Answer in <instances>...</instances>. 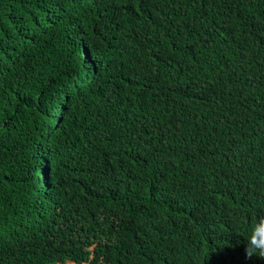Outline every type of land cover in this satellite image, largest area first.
Instances as JSON below:
<instances>
[{
  "label": "trees",
  "instance_id": "16d2710c",
  "mask_svg": "<svg viewBox=\"0 0 264 264\" xmlns=\"http://www.w3.org/2000/svg\"><path fill=\"white\" fill-rule=\"evenodd\" d=\"M259 215L264 0H0V264H264Z\"/></svg>",
  "mask_w": 264,
  "mask_h": 264
},
{
  "label": "clouds",
  "instance_id": "9594fccd",
  "mask_svg": "<svg viewBox=\"0 0 264 264\" xmlns=\"http://www.w3.org/2000/svg\"><path fill=\"white\" fill-rule=\"evenodd\" d=\"M244 254L248 260L253 256L264 259V215H259L253 221L250 234L244 239Z\"/></svg>",
  "mask_w": 264,
  "mask_h": 264
}]
</instances>
